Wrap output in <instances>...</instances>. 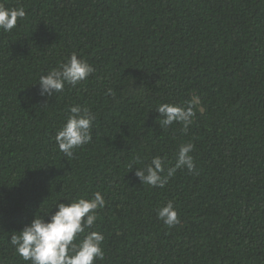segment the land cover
<instances>
[{
  "label": "trees",
  "instance_id": "obj_1",
  "mask_svg": "<svg viewBox=\"0 0 264 264\" xmlns=\"http://www.w3.org/2000/svg\"><path fill=\"white\" fill-rule=\"evenodd\" d=\"M0 264H264V0H0Z\"/></svg>",
  "mask_w": 264,
  "mask_h": 264
}]
</instances>
